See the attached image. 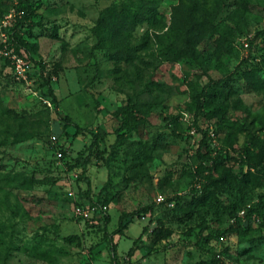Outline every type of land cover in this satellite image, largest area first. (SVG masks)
Wrapping results in <instances>:
<instances>
[{"label":"rangeland","instance_id":"obj_1","mask_svg":"<svg viewBox=\"0 0 264 264\" xmlns=\"http://www.w3.org/2000/svg\"><path fill=\"white\" fill-rule=\"evenodd\" d=\"M31 1L18 26L19 2L0 0V264H116L114 243L118 264H264V208L246 215L264 178L195 201L204 137L221 157L264 139V81L245 73L264 63L244 44L264 56V0ZM185 7L210 27L191 55ZM227 76L196 111L194 91ZM129 98L144 126L116 143Z\"/></svg>","mask_w":264,"mask_h":264},{"label":"trees","instance_id":"obj_2","mask_svg":"<svg viewBox=\"0 0 264 264\" xmlns=\"http://www.w3.org/2000/svg\"><path fill=\"white\" fill-rule=\"evenodd\" d=\"M249 10L247 4H244ZM178 7H176L177 9ZM23 10V13L20 14L17 25L21 26L25 23V20L30 16L33 12V3L31 0H19V4L17 7V11ZM179 16V21L187 24L188 27L185 28L184 33V42L186 44L185 50L188 55H191V43L196 40L193 39L195 35H199L200 33H205L210 27L207 18L198 19L197 16L193 18V11L187 9L186 7L183 9ZM197 31V32H196ZM17 36V34H16ZM20 43H24L21 39V36L16 37ZM255 38H248L247 48L249 49V54L246 58L255 59L256 63H264V56L252 54L254 47ZM255 49V48H254ZM246 74L255 73L264 81V68L263 66H257L256 68L245 71ZM263 76V77H261ZM229 77V76H227ZM217 78L213 79L206 85L201 91H194L193 98L195 100L196 107L198 108L196 111L201 109V99L208 92L209 94H223L225 93V85L226 81L229 78ZM131 98L128 99L126 104H121L119 107V117H120V125L116 129V143L123 142L125 136L128 132L136 131L141 133L144 122L142 119L138 118V114L136 109V103L131 102ZM65 119H68L67 117ZM144 126V125H143ZM77 131H79V127L77 126ZM206 136V132H205ZM206 143L205 137L197 147V159L199 160V164L196 166L197 174L205 180L202 193L200 196H195L196 203H207L208 201L212 202L213 200L217 202V204H222L220 199L217 197V192L227 189V186L230 188H237V190L244 193L249 186L256 187L260 185V181L264 178V139L259 138L256 135H251L250 142L243 148H240L238 151L239 156H230L227 155L225 157L221 156H213L209 150H203V145ZM235 150L236 147H234ZM64 157V152L62 154ZM234 164H238L237 171L234 168ZM204 170H208V174H204ZM228 206H224L226 209ZM264 208V203L258 202L256 205L248 208L246 215L249 220H251L252 215L254 213L261 214ZM231 212V211H230ZM132 216H127L126 214H122L119 220V225L116 229V232L122 233L123 230L127 227L129 221H131ZM205 223V222H204ZM207 225H203L201 229L206 228ZM232 226L228 229L230 230ZM167 233H169L167 231ZM113 258L116 264L119 263L117 257V248L116 244L112 245ZM128 256L132 257L131 252H127ZM140 260V259H139ZM217 261H215L216 263ZM202 264H204L202 262ZM207 264V263H206ZM213 264V263H211Z\"/></svg>","mask_w":264,"mask_h":264},{"label":"built area","instance_id":"obj_3","mask_svg":"<svg viewBox=\"0 0 264 264\" xmlns=\"http://www.w3.org/2000/svg\"><path fill=\"white\" fill-rule=\"evenodd\" d=\"M16 3H18L19 2V0H14ZM20 14H22L23 13V10H20V11H18ZM11 14L12 13H9V14H7L6 16H5V21L7 22V21H9V18L11 17ZM244 44H245V47H247L248 46V43H247V41H245L244 42ZM15 60H16V65H17V67L19 68V67H21V65H22V58L21 57H18V56H16L15 57ZM62 154H63V152L61 151V150H59L58 152H57V155L58 156H62ZM76 212L78 213V214H81V215H88V211L86 210V209H84V208H82V207H80V206H77L76 207ZM122 264H146L143 260H139V259H137V258H133V257H130V256H128V255H125L124 256V258H123V261H122Z\"/></svg>","mask_w":264,"mask_h":264}]
</instances>
